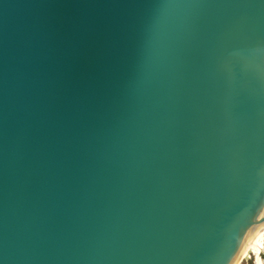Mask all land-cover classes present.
<instances>
[{"label":"water","instance_id":"water-1","mask_svg":"<svg viewBox=\"0 0 264 264\" xmlns=\"http://www.w3.org/2000/svg\"><path fill=\"white\" fill-rule=\"evenodd\" d=\"M264 224V0H0V264H232Z\"/></svg>","mask_w":264,"mask_h":264},{"label":"bare ground","instance_id":"bare-ground-1","mask_svg":"<svg viewBox=\"0 0 264 264\" xmlns=\"http://www.w3.org/2000/svg\"><path fill=\"white\" fill-rule=\"evenodd\" d=\"M252 247L255 255H256V264H264V261L261 258V255L264 251V224L258 226L255 230H253L250 235L248 241L234 260L232 264H236V261L242 257V255L247 251L248 248Z\"/></svg>","mask_w":264,"mask_h":264},{"label":"rangeland","instance_id":"rangeland-1","mask_svg":"<svg viewBox=\"0 0 264 264\" xmlns=\"http://www.w3.org/2000/svg\"><path fill=\"white\" fill-rule=\"evenodd\" d=\"M255 261H256V255L252 247H250L242 255V257L236 261V264H256Z\"/></svg>","mask_w":264,"mask_h":264},{"label":"flooded vegetation","instance_id":"flooded-vegetation-1","mask_svg":"<svg viewBox=\"0 0 264 264\" xmlns=\"http://www.w3.org/2000/svg\"><path fill=\"white\" fill-rule=\"evenodd\" d=\"M261 258H262V260L264 261V251H263V253H262V255H261Z\"/></svg>","mask_w":264,"mask_h":264}]
</instances>
